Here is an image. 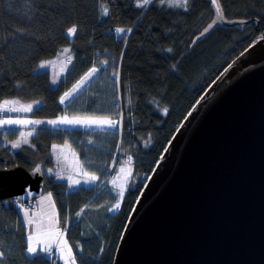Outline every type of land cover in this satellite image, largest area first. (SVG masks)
Returning a JSON list of instances; mask_svg holds the SVG:
<instances>
[{
  "label": "trees",
  "instance_id": "1",
  "mask_svg": "<svg viewBox=\"0 0 264 264\" xmlns=\"http://www.w3.org/2000/svg\"><path fill=\"white\" fill-rule=\"evenodd\" d=\"M217 3L222 17L213 0H187L186 5L184 0L176 5L164 0H0V104L8 99L30 104L28 116L40 124L17 149L7 142L17 135L0 136V168L24 166L45 176V190L55 199L80 264H113L136 199L175 131L225 67L264 34V0ZM66 46L73 61L53 86L51 72L37 68ZM104 62L103 73L110 86L115 83L117 97L109 115L118 120L120 132L50 127L66 114L76 115L74 103L65 106L62 97ZM80 139L85 142L79 144ZM66 142L101 183L119 163L133 165L126 193L118 199L117 191L110 200V206L120 202L115 212L87 219L83 213L100 199L101 183L71 191L66 181L44 172L59 167L53 148ZM20 209L15 200L0 202V264H63L55 252L28 255ZM85 239H91L89 245Z\"/></svg>",
  "mask_w": 264,
  "mask_h": 264
},
{
  "label": "water",
  "instance_id": "2",
  "mask_svg": "<svg viewBox=\"0 0 264 264\" xmlns=\"http://www.w3.org/2000/svg\"><path fill=\"white\" fill-rule=\"evenodd\" d=\"M159 160L113 264H264V34L209 85ZM45 192L41 172L0 168V202L35 205Z\"/></svg>",
  "mask_w": 264,
  "mask_h": 264
},
{
  "label": "rangeland",
  "instance_id": "3",
  "mask_svg": "<svg viewBox=\"0 0 264 264\" xmlns=\"http://www.w3.org/2000/svg\"><path fill=\"white\" fill-rule=\"evenodd\" d=\"M164 1L168 4L176 5L181 0ZM105 8L106 7L103 6V10ZM74 34H70V32L68 31V35L71 38L74 36ZM72 61L73 54L71 47L66 46L61 50L60 54L57 57L43 61L39 65L37 70H49L51 72V83L53 86H57L72 64ZM107 67L108 64L106 62H104L101 66H94L86 73L88 74L92 69H96L97 71L94 75L91 76V78H84L85 82L82 84V86L81 83L76 87H74V85L73 87L75 90L73 89L72 91H70V95H68L67 97H62V104L65 105L64 103H66L68 105L73 102L74 108L77 113L76 115L66 114L56 121L66 119L82 121L86 120L88 122L56 124L51 123L49 125L50 127L65 128L68 124L72 129H81L82 132H95L100 134L114 131L120 132L118 120L109 115L113 108V105H115L114 103L116 102L117 97L115 96L114 90L112 89L115 88V83H111L110 86L109 82L107 81V74L103 73V69ZM116 94L118 95V93ZM29 106L30 104L23 103L18 99H8L0 104V122L7 120L25 121V123L13 124L0 123V136L6 134L17 135V138L15 140L7 141L8 143H10L9 145H12L16 149L20 146L21 143L28 141L31 135L40 126L39 123H36L35 120H32L28 116L30 110L26 109ZM93 120L97 122L93 123ZM104 121H111L112 123H106ZM84 142L85 141L83 139L79 140V144H83ZM91 143L93 142L91 141ZM53 153L55 162L57 164L60 163L61 167H58L57 169L46 168L44 172L48 175L56 176L61 181H66L69 185V190L72 191L78 189L81 186L89 185L90 183H94L97 185L101 183L100 181H96V174L93 175V173H91L87 169L86 165L83 163L79 155L80 153L73 147L71 143L66 142L64 144H55ZM88 158L89 155L86 156V159ZM132 172L133 165L130 164V162L126 160L125 162L119 163L115 167L114 172L109 176V178L101 183L100 188L102 189V193L100 199L90 202L86 206L87 209H85L83 216L88 213L89 216H87V219H90V217L93 219H102L109 215L110 212H115L119 208L116 207V205L119 204L110 206V200H112L114 195L117 193V186H119V188H122L119 192L118 199L124 196L126 190L130 185ZM76 181H79V183H76ZM40 198H44L45 201L51 198L55 201L51 192H45L35 201L39 202ZM105 200H108L107 202H105V204H103L102 206L98 205ZM26 214L29 215L27 211ZM22 218L23 221H25L24 223H26L24 225L27 231L28 248L29 246H32L36 247L37 249L35 253H31L27 249V253L29 256H35L40 251L55 252L62 260L63 264H66V261L68 262V264H71V259L69 256L70 251L71 257H74L75 264H80L76 255V251L71 246L68 240L67 231L63 232V227L61 226L59 217L58 215H56V212L54 210L48 212L47 216H39L37 220L29 219L28 223L23 212ZM85 225L86 228H84V237L86 238V234L89 232L90 225L89 223H86ZM85 240L89 245V241H91V239ZM45 248H50L51 251H44L43 249Z\"/></svg>",
  "mask_w": 264,
  "mask_h": 264
},
{
  "label": "crops",
  "instance_id": "4",
  "mask_svg": "<svg viewBox=\"0 0 264 264\" xmlns=\"http://www.w3.org/2000/svg\"><path fill=\"white\" fill-rule=\"evenodd\" d=\"M84 78H86V75L83 76L75 84L74 87L78 86V84H80V82L82 80H84ZM74 87L71 90L67 91L66 93H69L70 91H72L74 89ZM64 97H65V95H64ZM64 104L67 105L66 103H64ZM65 128L66 129H72L71 126L69 127L68 125H66ZM53 150H54V148H53ZM58 166L61 167L60 166V163L58 164ZM93 175H95V174H93ZM95 177L97 178L96 181L99 182L100 177L98 175H95ZM117 179H118V177H117ZM92 185H96V184L90 183L89 185H85V186H92ZM117 189H118L117 191L119 192V191H121L122 188H119V186H117ZM119 203L120 202H118L117 204H119ZM52 210H54L56 212V215H58L57 214L58 212H57L56 202L53 199H51V198L47 199L46 201L44 200V198H40L39 202L38 201H35V206L33 208H22L21 213L22 212L24 213V215L26 217V220H27V223H28V220L29 219L37 220V218L39 216H47V213L50 212V211H52ZM26 211L28 212L29 215L26 214ZM32 214H34V215H32ZM23 222H25V221H23ZM24 224H26V223H24Z\"/></svg>",
  "mask_w": 264,
  "mask_h": 264
},
{
  "label": "snow or ice",
  "instance_id": "5",
  "mask_svg": "<svg viewBox=\"0 0 264 264\" xmlns=\"http://www.w3.org/2000/svg\"><path fill=\"white\" fill-rule=\"evenodd\" d=\"M144 3H147L149 2V0H143ZM184 3L186 5L187 3V0H184ZM105 11V14H107V9L104 10ZM209 27H212V25H209ZM208 29H205V31H207ZM123 31V30H121ZM70 34H74L76 32V29L75 28H72L69 30ZM97 70L96 69H92L88 74H86V78H91L92 75L95 74ZM85 82V80H82L80 83H81V86L82 84ZM75 90V89H74ZM68 95H70L69 93H66L65 96L67 97ZM26 110H31V107L29 106ZM167 111V109H165V112ZM88 121L84 120H59V121H51V123L53 124H56V123H86ZM93 123H96L97 121L93 120L92 121ZM106 123H112L111 121H104ZM0 123H3V124H13V123H25V121H13V120H7V121H2ZM39 123V122H37ZM37 171H39V169H37ZM76 183H79V181H76ZM50 195V194H49ZM116 207H119V205H116ZM39 243V241H38ZM44 251H51L50 248H45L43 249ZM28 251L31 252V253H35L37 251L36 247H32V246H29L28 248ZM3 253L0 252V256H2ZM69 256H70V259H71V264H75V261H74V257H71V253L69 251ZM66 264H68V262L66 261Z\"/></svg>",
  "mask_w": 264,
  "mask_h": 264
},
{
  "label": "built area",
  "instance_id": "6",
  "mask_svg": "<svg viewBox=\"0 0 264 264\" xmlns=\"http://www.w3.org/2000/svg\"><path fill=\"white\" fill-rule=\"evenodd\" d=\"M115 39H117V36H115ZM68 126L70 127V125H68ZM15 203H16L18 208H33L34 207L33 201L25 202L22 200H15Z\"/></svg>",
  "mask_w": 264,
  "mask_h": 264
}]
</instances>
